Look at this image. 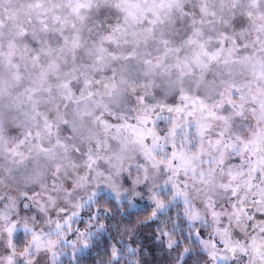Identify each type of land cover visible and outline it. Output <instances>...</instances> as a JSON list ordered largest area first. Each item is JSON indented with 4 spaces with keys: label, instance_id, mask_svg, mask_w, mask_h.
<instances>
[{
    "label": "snow or ice",
    "instance_id": "1",
    "mask_svg": "<svg viewBox=\"0 0 264 264\" xmlns=\"http://www.w3.org/2000/svg\"><path fill=\"white\" fill-rule=\"evenodd\" d=\"M0 264H264V0H0Z\"/></svg>",
    "mask_w": 264,
    "mask_h": 264
}]
</instances>
